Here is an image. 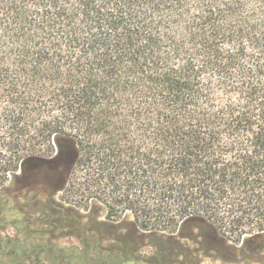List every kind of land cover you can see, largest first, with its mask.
Returning <instances> with one entry per match:
<instances>
[{"label": "trees", "instance_id": "obj_1", "mask_svg": "<svg viewBox=\"0 0 264 264\" xmlns=\"http://www.w3.org/2000/svg\"><path fill=\"white\" fill-rule=\"evenodd\" d=\"M3 220L0 264L263 250L264 0H0Z\"/></svg>", "mask_w": 264, "mask_h": 264}, {"label": "rangeland", "instance_id": "obj_2", "mask_svg": "<svg viewBox=\"0 0 264 264\" xmlns=\"http://www.w3.org/2000/svg\"><path fill=\"white\" fill-rule=\"evenodd\" d=\"M25 210L27 212V220L30 222L32 230H38L49 238L50 241L61 246H83L80 238L77 237L79 231L78 229L75 230V228H79L77 222L72 224L71 228H73V230L71 231L68 228H60L59 225H55L54 221H57L60 225H63L65 221H61L58 216L53 217L49 210H44L42 207L35 208L31 202L25 206ZM35 210H38L39 213H36ZM101 218L104 219V216H101ZM99 230V228H95L94 226L92 228V233L94 235H101L106 239L112 236L111 232H113V230ZM18 234V229L14 223L12 224L8 221L5 222L4 220L0 222V238H14ZM183 241L187 242L186 240ZM129 244L133 252L145 257L156 256L160 262H164L162 256L156 254L155 249L148 243L145 245L143 243L136 245V243L130 240ZM189 244L191 252L183 250L181 253L176 250L170 252V254L166 253V263L183 264L182 262L184 261V264H264V249L259 250L256 253L245 250H239L235 253L230 248L221 247L220 251L214 250L209 253V255H204L196 249L197 244H195L194 241H189ZM9 264H57V262L45 257L34 258L29 261H20L19 259L12 258Z\"/></svg>", "mask_w": 264, "mask_h": 264}]
</instances>
